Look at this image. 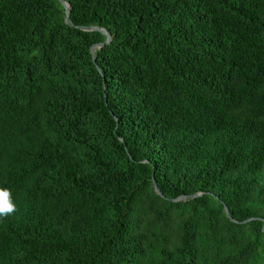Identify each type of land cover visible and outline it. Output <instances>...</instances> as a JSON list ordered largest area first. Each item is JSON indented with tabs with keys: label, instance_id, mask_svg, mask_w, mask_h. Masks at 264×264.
<instances>
[{
	"label": "trees",
	"instance_id": "obj_1",
	"mask_svg": "<svg viewBox=\"0 0 264 264\" xmlns=\"http://www.w3.org/2000/svg\"><path fill=\"white\" fill-rule=\"evenodd\" d=\"M64 1L0 0V264H264V0Z\"/></svg>",
	"mask_w": 264,
	"mask_h": 264
},
{
	"label": "water",
	"instance_id": "obj_2",
	"mask_svg": "<svg viewBox=\"0 0 264 264\" xmlns=\"http://www.w3.org/2000/svg\"><path fill=\"white\" fill-rule=\"evenodd\" d=\"M61 2V4L63 5V7L66 9V23L67 24H70V13H71V6L64 0H59ZM80 30H83V31H88V32H92V31H100L102 32L106 37H107V41L104 43V44H97V45H94L92 48H91V52L93 54V57H94V49L95 48H101L103 47V45H106V44H109L110 42H112V36L105 30L103 29H100L98 27H78ZM94 60H95V57H94ZM154 190L155 192L161 196H162V193L161 191L158 189V186L156 184V182L154 181ZM201 194H196V195H193L192 198H195V197H198L200 196ZM188 197L186 196H181L177 199H174L172 200L173 202H185L187 201ZM226 214L227 216L232 219L231 215H230V212L229 210L226 208Z\"/></svg>",
	"mask_w": 264,
	"mask_h": 264
},
{
	"label": "clouds",
	"instance_id": "obj_3",
	"mask_svg": "<svg viewBox=\"0 0 264 264\" xmlns=\"http://www.w3.org/2000/svg\"><path fill=\"white\" fill-rule=\"evenodd\" d=\"M0 220L14 215L18 208L12 199L11 191L7 188H0Z\"/></svg>",
	"mask_w": 264,
	"mask_h": 264
}]
</instances>
